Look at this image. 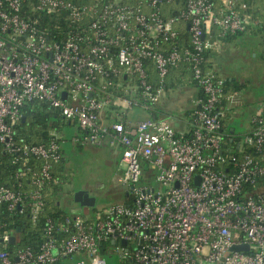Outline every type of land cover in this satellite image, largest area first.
<instances>
[{
    "label": "built area",
    "instance_id": "obj_1",
    "mask_svg": "<svg viewBox=\"0 0 264 264\" xmlns=\"http://www.w3.org/2000/svg\"><path fill=\"white\" fill-rule=\"evenodd\" d=\"M175 1L0 0V153L18 165L11 184H0V208L27 213L35 223L44 188L54 182L58 143L15 140L22 108L31 102L47 103L75 123L81 145L107 138L120 147L118 180L128 196L92 218H66L58 229L70 235L60 242L48 220L37 249H10L15 232L0 221V264H54L74 253L81 255L74 264H107L102 251L117 254L119 264H264V111L250 117L246 132H224L240 91L203 69L218 39L260 22L244 0H183L184 8L165 18L162 6ZM43 14L62 16L63 24L49 30L40 23ZM180 21L188 24L187 47L178 46ZM160 41L175 44L167 49ZM180 64L204 94L192 129L120 118L157 104L170 69ZM109 107L117 111L103 124ZM144 161L155 184L141 182Z\"/></svg>",
    "mask_w": 264,
    "mask_h": 264
},
{
    "label": "trees",
    "instance_id": "obj_2",
    "mask_svg": "<svg viewBox=\"0 0 264 264\" xmlns=\"http://www.w3.org/2000/svg\"><path fill=\"white\" fill-rule=\"evenodd\" d=\"M76 4L88 5L94 2L100 3H109L114 0H71ZM121 3L133 4L136 0L127 1L126 0H118ZM252 4L253 8L250 11L254 15H258L262 17L260 19L262 22L258 25V27H253L250 31L262 32L264 33V0H244ZM256 4V6H255ZM184 8L183 0H176L173 3L165 4L162 6V13L165 18L175 17L179 10ZM251 8V7H250ZM41 25H46L49 30H54L55 24H63L62 16H49L46 14L42 15ZM187 23H183L182 21L177 23L178 30V46L179 47H187L189 45V34ZM235 36V35H234ZM226 38V37H225ZM174 41H160V46L162 48L169 49L172 46ZM207 58V54L205 55ZM204 70H210L207 63L203 65ZM184 81V85H193L196 84L195 80L192 78L190 71L184 64H180L177 68L170 69L165 81L163 83L164 90L167 88H171L172 86L178 84L179 82ZM237 83V84H236ZM225 84L227 86H232L234 89L241 90L242 85L237 81L225 80ZM198 86V85H197ZM199 87V86H198ZM200 89V87H199ZM199 99H204V94L200 89ZM158 104V103H157ZM157 104L149 105L147 109H142L145 111L146 116L153 119H164L168 121L171 125L172 122L169 119L164 118L163 116L158 115V110H156ZM111 109H115V107H111ZM141 109V108H140ZM22 114L25 117L24 121L20 120L15 128V140L18 142L25 143H35V144H47L50 141L54 140L59 145V155L60 158L57 163L54 164L52 174L54 178V182H49L44 188V202L45 205L43 207L42 214L37 218L35 223H32L29 219L27 213H18V211H7L4 206L0 208V221L5 223L7 228L11 231L15 232L16 239L12 242H8V245L11 248L14 247H30L31 249H37V245H39L43 241V231L48 220L54 225L56 228L54 230V235L58 242L64 240L69 237L70 233L62 232L58 229L60 225L64 224L66 218H69L71 221L75 216H81L77 209H70L71 205L68 206V211H66V205H64V199L61 201L63 194V148H62V140L58 135L54 134L51 131H55V121L57 119H61L63 124L73 123L71 121L65 120L60 116L58 111L53 107L49 106L44 102H31L25 105L22 108ZM188 123L186 124V128L192 129V118H193V109L187 111L186 113ZM225 123V121H224ZM75 124V123H74ZM223 126L222 130L228 134H230L229 128ZM227 128V129H226ZM83 134L82 131L78 127L77 137ZM75 136V137H76ZM227 143H230V139H226ZM80 144V143H79ZM81 145V144H80ZM65 158V157H64ZM146 165L150 166L147 162H143ZM151 167V166H150ZM18 169V165H14L10 161V157L0 153V184L6 185L11 184L12 179L11 176L14 174L15 170ZM155 174L154 169L151 167H146L143 169V177L144 179H151ZM143 178L141 182H143ZM126 197L125 201L128 202L126 193L124 194ZM117 203V202H116ZM85 216V215H82ZM19 229V230H17ZM110 246L111 245L110 243ZM107 252L102 251L101 254H105ZM76 253L67 255L65 257H59L54 264H59L62 259L73 258L75 260L80 257V255L76 258L74 256ZM74 260V261H75Z\"/></svg>",
    "mask_w": 264,
    "mask_h": 264
},
{
    "label": "rangeland",
    "instance_id": "obj_3",
    "mask_svg": "<svg viewBox=\"0 0 264 264\" xmlns=\"http://www.w3.org/2000/svg\"><path fill=\"white\" fill-rule=\"evenodd\" d=\"M127 1L129 2L131 0H126V2ZM239 41L240 44L237 45V49L234 51L229 61L228 59L226 60L224 72L229 74L228 76L233 78L234 81H240L244 87L242 94L244 106H241L243 114L235 117L231 122L227 115L224 121L225 123L230 122L232 126L235 127L236 131L246 132L250 126L248 120V118L250 119L251 117H249L250 110L255 108L260 102H264V38L262 37L261 39L257 36V33L254 32L250 35L243 36ZM184 84V81L179 82L170 89L175 91V95L178 92H185L183 88ZM177 103L178 102L174 105L176 106ZM236 107L237 106H235L234 109ZM170 121L174 127L177 128L179 126L176 120L171 119ZM55 126V131L51 132L61 138L67 162L66 166L63 168L65 177H63V198L61 201L67 198V200H69V204L67 205H75L77 202L73 200V194L80 189L82 182H89V184L92 185L99 179L100 193L97 195L93 206H82V214L92 218L96 210L104 209L117 201H125L126 197H124V192L122 194V192L118 190V188L122 189L123 185L119 180L117 181V178L121 177L124 171V165L121 161V148L118 146H106L105 149L100 151V156H98V158L100 157V170L87 167L82 161L83 159L93 157L92 152L87 149L80 150L78 148H72V146L68 144L71 140L72 132L77 129L76 125L68 126L67 124H63L61 119H57L55 121ZM141 167L143 169L146 167L151 168L143 162H141ZM142 178L145 180L143 174L141 176V179ZM150 181L155 184L153 178H151ZM67 205L65 208L66 211L69 210ZM110 247L113 248L112 246ZM79 255V253H76L74 256L77 258ZM103 256L107 264H119L117 254L105 253ZM74 260L73 258L62 259L59 264H74Z\"/></svg>",
    "mask_w": 264,
    "mask_h": 264
},
{
    "label": "crops",
    "instance_id": "obj_4",
    "mask_svg": "<svg viewBox=\"0 0 264 264\" xmlns=\"http://www.w3.org/2000/svg\"><path fill=\"white\" fill-rule=\"evenodd\" d=\"M247 3L249 4V6L252 9L253 8L252 4H250L249 2H247ZM255 6H256V4H255ZM258 15H255V16L258 17V20L261 23L262 21L260 19H262V17H259ZM255 27H258V26H255ZM254 32L255 31H247V32L239 34V35H235V36L233 35V36H228V37L223 38V39H218L216 41V44L213 46V48L207 53L206 63L208 65L209 69L213 70L216 74H218L219 76L224 78V80L234 81L233 78H230L228 76L229 74L224 72L225 71L224 66H225L226 60L228 59V61H229L230 57L233 55L234 51L237 49L236 48L237 45L240 44L239 39L241 40L243 36L250 35L251 33H254ZM255 33H257V36H259L261 39H262V37L264 38V33L259 32V31L255 32ZM237 82L242 85V83L240 81H237ZM183 88H184L185 92H182V93L178 92L176 95L174 93L175 92L174 90H171L170 88L165 89L162 97L160 98V100L156 106V110L159 111L158 115L163 116L164 118L169 119V120L174 119L179 123V126L177 127V129H179V130L186 128V124L188 123V120H187V116L185 113L189 110L194 109L198 105V99H199V95H200L199 94L200 89L197 86V84L184 85ZM243 90H244V87L242 85V88H241L240 93H239L240 94V96H239L240 104L237 105V107L235 109L234 108L230 109V113L227 116L230 119V122L235 117H238V116L243 114V111L241 108V106H244V100H243V95H242ZM179 94H181V95H179ZM176 102H178V103L175 106L174 104ZM113 111H117V110L111 109V107H109L103 111V113L101 115V122L103 124L108 123L111 120H113V118L111 117V114ZM260 111H264V102H260L255 108L250 110L249 117L254 115L257 112H260ZM144 114H145V111H143L139 107H134L132 109L122 111V117H120V118L122 120L127 119V118H129L131 120V119L137 118L138 116H140V118H145L146 114L145 115ZM248 120H249V118H248ZM230 122L229 123L226 122L227 124L224 123V125H226L225 127L229 128V130L234 129L235 133H243V131H236L235 127L232 126V124ZM71 125H76V124H74V123L68 124V126H71ZM76 127H77V129L74 132H72L71 140L68 144H70L72 146V148L74 147V148H78L80 150L87 149L90 152H92L93 157L83 159L82 162L85 163L84 165H86L87 167H93V168H96L97 170H100V157L98 158V156H100V151L102 149H105L106 146L111 147L108 139L104 138L103 144L100 146L80 145L78 142H76L74 140L75 136L78 134V126L76 125ZM63 151H64V149H63ZM64 157H65V155L63 154V159H64L63 168L67 164L66 158H64ZM119 178L120 177L117 178V181ZM79 190L86 191L89 196L94 198V203H95L96 197L100 193V179L97 180L96 183L92 184V185H90L89 182H82ZM118 190H120L122 192V194H123V192H124V194L126 193L124 187L122 189L118 188ZM68 201L69 200H67V198H65L64 199V205L69 204ZM117 202H122V201H117ZM114 203H116V202H114ZM83 207L81 205H79L78 203H76L75 205H71L70 209L71 208L77 209L82 216V215H84V214H82ZM97 211L98 210H96V212Z\"/></svg>",
    "mask_w": 264,
    "mask_h": 264
},
{
    "label": "water",
    "instance_id": "obj_5",
    "mask_svg": "<svg viewBox=\"0 0 264 264\" xmlns=\"http://www.w3.org/2000/svg\"><path fill=\"white\" fill-rule=\"evenodd\" d=\"M187 27H188V25H187ZM64 94L65 93H63V96H64ZM24 119H25V117L22 116L21 120L24 121ZM230 132L233 133L234 129H231ZM73 200L81 206H93L94 205V198L89 196L88 193L86 191H83V190L76 191L73 194ZM17 230H19V229H17ZM9 240H10V242H12L14 240V237L11 236ZM236 248L238 249L240 247H233L232 250H234Z\"/></svg>",
    "mask_w": 264,
    "mask_h": 264
}]
</instances>
